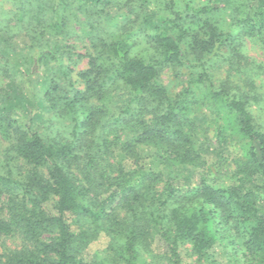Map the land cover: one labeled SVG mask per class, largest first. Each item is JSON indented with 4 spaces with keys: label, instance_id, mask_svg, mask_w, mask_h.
<instances>
[{
    "label": "trees",
    "instance_id": "1",
    "mask_svg": "<svg viewBox=\"0 0 264 264\" xmlns=\"http://www.w3.org/2000/svg\"><path fill=\"white\" fill-rule=\"evenodd\" d=\"M118 1L94 0L98 18ZM139 1L150 19L154 15L159 20L149 22L140 14L133 30L118 37L101 36L93 43L97 53L81 73L86 90L75 92L67 102L84 103L83 116L75 123V140L47 141L11 113L0 116L13 150L35 168L41 164L48 168V176L37 171L30 176L26 187L30 196L21 199L17 194L21 183L0 174V241L20 232L36 242L34 249L0 254V264H182V244L190 245L197 260L214 263L220 242L232 250L234 264H264V86L256 83L262 79L258 63L251 68L238 64L242 69L235 76L249 74L236 86L229 79L218 88L206 84L211 81L208 66L220 64L226 49L241 53L229 43L233 30L264 37V0H169L163 5L156 0L155 6L154 0ZM65 2L19 0L22 13L16 21L31 24L26 13L34 3L35 27L43 31L27 37L31 46L26 63L35 68H26L24 82L29 87L30 77L51 48L49 36L42 34L65 30ZM222 9L229 10L230 32L213 20ZM137 34L140 40L147 39L151 55L135 52L132 36ZM190 62L197 72L191 73L187 88L173 96L161 72ZM115 85L129 93L117 109L90 101L92 97L104 101L109 86ZM203 92L211 114L205 115L209 120L205 140L220 147L240 145L236 171L225 159L217 164L227 167L205 168L197 139L199 120L193 113L204 101ZM126 126L133 129L123 139ZM142 144L154 148L151 155L142 154ZM80 160L86 170L83 179L73 169V164L81 166ZM189 166L202 167L203 172L196 180L179 182ZM47 233L54 236L45 237ZM101 233L110 240L103 258L86 262L78 248L82 243L86 248ZM156 240L164 250L153 248Z\"/></svg>",
    "mask_w": 264,
    "mask_h": 264
},
{
    "label": "rangeland",
    "instance_id": "2",
    "mask_svg": "<svg viewBox=\"0 0 264 264\" xmlns=\"http://www.w3.org/2000/svg\"><path fill=\"white\" fill-rule=\"evenodd\" d=\"M40 2V0H34ZM94 0H66V7L64 8V15L68 16L67 25L64 31L59 34H42L44 38H50L51 48L50 52L44 53L41 64L35 74L30 77L29 84L24 82V76L27 69H35L30 63H26L29 50L30 40L28 35L33 36V32L40 34L42 29L35 27L38 23L35 18V13L32 11L35 4L33 3L26 13L27 19L31 24L23 25L17 22L16 19L21 18L22 10L19 7V0H0V116L5 113H11L18 123L25 126H32L38 131L42 137L47 141L75 140V123L79 117L83 116L84 103L76 106L69 105L67 102L72 100L75 92H82L86 89V80L82 78L81 73L89 68V57L94 53L93 43H97L101 36L104 37H118L125 32L133 30L135 25L139 22L138 16L144 19L147 17L149 22L152 20H159L158 16L151 15L149 18L148 9L139 0H120L115 5L109 6L105 10L103 18H98L99 8H94ZM152 6L156 5V0ZM230 1V0H229ZM169 0H159L158 3L163 5ZM86 3L85 5L82 4ZM230 4V3H228ZM20 14V15H19ZM166 12L163 13L165 15ZM162 13H160V16ZM162 17V16H161ZM213 20L217 25L223 28V31L230 32L232 28V20L229 17V10L222 9L213 15ZM13 26V27H11ZM238 31V32H237ZM247 35L241 30H233L235 36L231 37L229 43L234 48L241 50L240 54L225 50L223 61L220 64H214L211 69V81H206L210 87H220L228 79L233 81L232 85L236 86L244 82L249 73L237 74L238 69H242V65L246 63L249 68L258 63L259 75L262 79H256L259 86H264V37H258L246 31ZM140 35L132 36L133 47L135 44V52L139 55H151V47L146 40H140ZM131 39V37L129 38ZM190 45V44H189ZM186 50L188 45L183 46ZM189 50V49H188ZM189 53L186 51V55ZM191 57V56H190ZM216 55L211 56L215 60ZM226 57V58H225ZM204 59V58H203ZM211 60V59H210ZM241 66H239V65ZM194 66V64H193ZM262 66V68H261ZM8 67V74L5 73V68ZM27 68V69H26ZM197 68H191V62L186 63L182 67H167L161 72V79L173 96L180 93L184 88H187L191 80V73H196ZM230 75V79L229 78ZM255 77V75H254ZM212 82V83H211ZM116 86H109L108 94L104 101H99V98L92 97L91 102L103 103L109 109L117 105L124 104V101L129 98V93L125 90H116ZM215 86V87H214ZM199 87L195 88L198 92ZM115 89V90H114ZM50 95V96H48ZM199 95V92H198ZM206 94L203 92L204 101L201 102V107L193 113L198 117V124L200 131L197 139L203 146L200 149L202 155L206 160L205 168L212 167L213 170L219 169L220 165L227 167L230 164L231 171H236V158L241 156L242 151L240 145L232 144L231 146H218L205 140V127L208 126L206 114L211 116L209 106L206 100ZM191 100V98H190ZM115 111V110H113ZM147 117L151 118V115ZM191 117V116H190ZM0 122V174H7L11 179L20 182L19 199L30 196L27 188L30 184L29 178L35 171L39 175L48 176L47 165L41 164L35 166L23 160L16 150H13L12 140L9 133L2 128ZM131 126H126L122 131V138L125 139L127 135L131 134ZM191 132V130H190ZM9 135V136H8ZM213 132H210L212 137ZM114 134H112V139ZM142 147L143 155H151L154 150L153 147H147L145 144ZM227 160V164L218 160ZM81 166L73 164V169L79 178L83 179V173L86 171L83 168L82 160L79 161ZM82 167V168H81ZM161 169L169 174L165 164L160 165ZM198 170V172L196 171ZM203 172L202 167L189 166L180 173L179 182H186L187 180H196L198 173ZM176 173L179 171L176 170ZM106 197V193L104 194ZM7 197V196H6ZM5 197V198H6ZM4 201V198H2ZM52 203H55L53 198ZM88 227V225H86ZM54 236L52 233L45 234V237ZM109 237L105 233H101L97 239L89 243L84 248L85 243H82L79 252H82L83 258L86 262L92 260L98 261L104 256V251L109 245ZM218 243L212 258L214 263L210 260H197V256L192 252L190 245L182 244L179 252L182 258V264H234L232 250L226 244ZM36 242L28 240L20 232L6 235L0 241V254L11 253L25 248H35ZM153 248L165 249L163 243L158 240L155 241ZM230 249V251H229ZM77 251V250H76ZM77 251V252H78ZM159 253V251H158Z\"/></svg>",
    "mask_w": 264,
    "mask_h": 264
}]
</instances>
